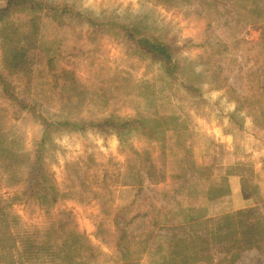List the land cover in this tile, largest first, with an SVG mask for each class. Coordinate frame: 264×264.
Wrapping results in <instances>:
<instances>
[{
	"label": "rangeland",
	"instance_id": "374dc122",
	"mask_svg": "<svg viewBox=\"0 0 264 264\" xmlns=\"http://www.w3.org/2000/svg\"><path fill=\"white\" fill-rule=\"evenodd\" d=\"M64 1L100 21L140 24L177 50L180 71L178 78H168L158 59L134 48L119 31L35 13L38 47L45 59L50 56L52 68L42 60L30 74V84L23 73L15 77L18 87L45 96L53 113L88 120L139 118L145 131L124 134L121 141L110 132L52 131L42 157L56 196L50 205L25 198L16 179L7 175L17 172L21 163L5 169L0 156V195L3 201L14 199L12 211L18 216L17 221L7 219L9 225L29 232L53 225L55 241L65 237L63 228L75 226L96 247L95 261L107 264L119 254L96 235L101 231L99 235L112 240L108 234L116 222L129 221V231L145 232L141 241L130 244L131 258L137 264H157L162 255L151 252L162 241L158 233L199 234L204 219L246 207L259 206L264 216L261 0H255L257 20L245 0L240 10L228 0H177L168 5L154 0ZM27 13L9 20L19 23ZM4 43L0 32V49ZM62 70L74 73L75 81L61 84L57 74ZM0 116V130L12 140L7 150L19 149L20 139L24 150L31 151L41 136L39 123L6 106L1 94ZM140 163L145 170L148 166L156 184L134 177ZM8 245L0 246V264H43L28 263ZM10 259L14 262L8 263ZM226 263L213 254L186 264ZM230 264H264V257L249 249Z\"/></svg>",
	"mask_w": 264,
	"mask_h": 264
},
{
	"label": "trees",
	"instance_id": "16d2710c",
	"mask_svg": "<svg viewBox=\"0 0 264 264\" xmlns=\"http://www.w3.org/2000/svg\"><path fill=\"white\" fill-rule=\"evenodd\" d=\"M164 4H170L177 0H154ZM231 6L240 10V6L245 3L243 0H228ZM249 4V10L253 13V19H259L260 12L258 2L255 0H245ZM173 3V2H172ZM259 4L264 9V0ZM236 9V11H237ZM45 13V16L56 19H71L83 22L91 28L101 30L108 28L119 31L123 38L134 48L145 54H150L160 61L161 69L168 78L176 79L180 71V63L176 57L177 50L168 42L142 30L140 24L129 25L127 23H116L111 20L100 21L91 17L88 13H82L64 0H4L0 5V32L5 41L0 49V94L6 106L17 109V111L31 116L39 123L41 136L31 151H25L23 143L18 139L19 149L7 150L6 145L12 140L5 137V132L0 130V156L5 161V169L13 167L12 162L21 163L18 171L8 172V177L16 179L24 197L36 198L39 203L47 205L56 201V196L48 182V178L43 167V145L46 138L55 130H75V131H99L114 133L121 141L122 136L128 133H143L142 121L139 118L119 119L116 117H103L95 119H83L79 117H67L53 113L47 104L45 96L35 92L33 95L24 89H20L14 81L16 76L25 74L24 78L31 83V73L35 66L44 60L48 67L51 66V58L46 59L45 54L40 50V27L35 13ZM21 12H29L19 19V23L9 20V18ZM264 24V23H263ZM25 26V28H23ZM40 51V53H38ZM39 54V55H38ZM7 72L14 74V78H9ZM62 78L63 85L65 80L73 83V73L62 70L57 74ZM75 78V77H74ZM42 92V91H41ZM43 98L45 102H43ZM2 117V116H0ZM23 141V140H22ZM9 149V148H8ZM140 163L138 173H134L136 179L156 184L154 175L144 169ZM189 176V175H188ZM9 178L6 180L10 181ZM134 184V183H131ZM0 235L3 238V245H8V250L19 252L21 259L28 263L40 261L43 264H99L95 261L98 257L96 247L88 237L81 233L77 227L71 229L63 228L67 231L63 240H52L51 235L56 231L54 226L44 230H28L13 228L7 219L18 220L17 214L12 211V201H3L0 195ZM11 199V198H10ZM9 199V200H10ZM189 210V209H188ZM192 212V210H190ZM189 217L188 219H190ZM191 220V219H190ZM129 222V221H128ZM125 221L116 222L112 240H108L105 235H96L97 238L105 242L109 247L116 248L119 258L107 264H137L131 258L129 250L130 244L135 240L141 241V236L145 232L141 231L134 234L129 231ZM17 223V222H15ZM176 228L175 226H168ZM60 228V229H61ZM203 230L192 233L185 237H169L168 235L157 234L162 241L155 244L151 254H160V262L157 264H186L190 260L210 259L213 254H220L222 261L230 264L234 258L239 257L242 252L249 249L256 250L264 257V216L260 212V207H246L223 213L216 217H209L203 220ZM158 230V229H157ZM153 233L152 229L149 236ZM155 237V238H157ZM53 238V237H52ZM56 239V238H53ZM200 242L193 244V242ZM145 242L144 240H142ZM14 249V250H13ZM17 252V253H18ZM150 251H148V255ZM8 263H13L12 259ZM138 261V260H136Z\"/></svg>",
	"mask_w": 264,
	"mask_h": 264
}]
</instances>
